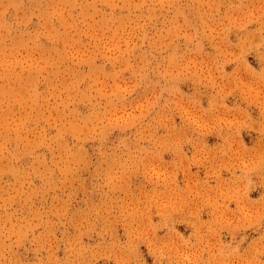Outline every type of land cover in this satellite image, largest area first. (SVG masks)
Masks as SVG:
<instances>
[{"label":"rangeland","instance_id":"obj_1","mask_svg":"<svg viewBox=\"0 0 264 264\" xmlns=\"http://www.w3.org/2000/svg\"><path fill=\"white\" fill-rule=\"evenodd\" d=\"M0 264H264V0H0Z\"/></svg>","mask_w":264,"mask_h":264}]
</instances>
